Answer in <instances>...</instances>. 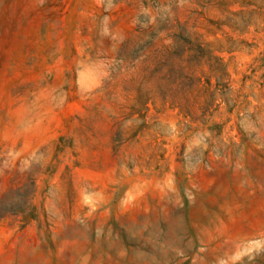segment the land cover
<instances>
[{
	"label": "rangeland",
	"instance_id": "obj_1",
	"mask_svg": "<svg viewBox=\"0 0 264 264\" xmlns=\"http://www.w3.org/2000/svg\"><path fill=\"white\" fill-rule=\"evenodd\" d=\"M263 189L264 0H0V264H264Z\"/></svg>",
	"mask_w": 264,
	"mask_h": 264
},
{
	"label": "crops",
	"instance_id": "obj_2",
	"mask_svg": "<svg viewBox=\"0 0 264 264\" xmlns=\"http://www.w3.org/2000/svg\"><path fill=\"white\" fill-rule=\"evenodd\" d=\"M249 181L251 182L252 180L251 179H249ZM260 193H261V197L264 199V189L263 190H261L260 191ZM233 245V244H232Z\"/></svg>",
	"mask_w": 264,
	"mask_h": 264
}]
</instances>
